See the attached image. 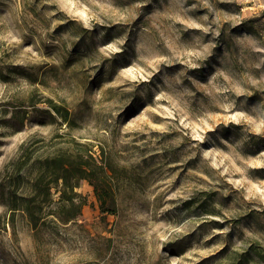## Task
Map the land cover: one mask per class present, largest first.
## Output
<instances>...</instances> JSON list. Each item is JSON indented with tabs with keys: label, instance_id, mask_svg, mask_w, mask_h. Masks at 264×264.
<instances>
[{
	"label": "rangeland",
	"instance_id": "374dc122",
	"mask_svg": "<svg viewBox=\"0 0 264 264\" xmlns=\"http://www.w3.org/2000/svg\"><path fill=\"white\" fill-rule=\"evenodd\" d=\"M60 154L113 212L51 183L32 225ZM0 264H264V0H0Z\"/></svg>",
	"mask_w": 264,
	"mask_h": 264
},
{
	"label": "trees",
	"instance_id": "16d2710c",
	"mask_svg": "<svg viewBox=\"0 0 264 264\" xmlns=\"http://www.w3.org/2000/svg\"><path fill=\"white\" fill-rule=\"evenodd\" d=\"M57 113L66 119L67 110H63L60 106H54ZM23 122V116L19 120ZM111 171L112 167L108 166ZM111 176L107 173V167L103 163H97L91 155L84 158L83 155L71 156L67 154L54 155L45 158L40 170L36 176L37 192L28 197H22L24 201V209L28 214L32 225L36 224V213L40 211V202L45 199L49 192V185H60V195L58 199L59 207L64 213L60 217L61 221H68L80 214L81 207L85 203L84 198H79L74 188L78 180L86 179L94 189V193L99 203V208L102 212H113L114 191L112 182L109 180ZM43 198L37 199L39 196ZM16 209L17 207H12Z\"/></svg>",
	"mask_w": 264,
	"mask_h": 264
}]
</instances>
